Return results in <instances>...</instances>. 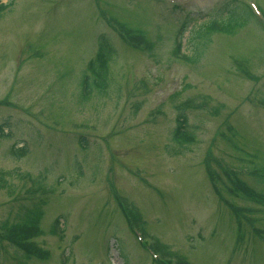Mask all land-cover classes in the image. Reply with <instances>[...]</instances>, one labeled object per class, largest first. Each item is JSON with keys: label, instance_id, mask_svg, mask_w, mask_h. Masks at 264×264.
Segmentation results:
<instances>
[{"label": "rangeland", "instance_id": "374dc122", "mask_svg": "<svg viewBox=\"0 0 264 264\" xmlns=\"http://www.w3.org/2000/svg\"><path fill=\"white\" fill-rule=\"evenodd\" d=\"M0 5V222L28 204L20 200L30 189L26 175L51 193L40 195L44 234L32 243L45 258H17L0 242V264H155L116 201L134 208L139 230L182 264H264V204L236 199L252 219L236 228L238 214L219 202L204 174L213 157L264 193V22L248 16L233 35L212 33L195 62L171 55L180 27L181 53L191 56L196 37L204 38L194 33L201 24L225 13L223 24L238 23L248 7L264 17V0ZM114 22L153 49L128 47ZM101 37L115 52L103 92L87 70ZM187 99L203 107L184 111L193 143L177 148L173 104ZM225 186H217L219 196ZM55 218L60 236L48 233Z\"/></svg>", "mask_w": 264, "mask_h": 264}, {"label": "trees", "instance_id": "16d2710c", "mask_svg": "<svg viewBox=\"0 0 264 264\" xmlns=\"http://www.w3.org/2000/svg\"><path fill=\"white\" fill-rule=\"evenodd\" d=\"M238 8L239 5H233ZM242 13L239 15L240 19L238 23H228L223 24V20H226L228 17V13H225L226 15H221L222 20L215 19L207 21L206 23H203L199 26V29L194 31V33H200L204 38L201 36L196 37L197 41L200 40L198 43H200V46H194L195 53L191 56H183L182 58H185V60L188 63H192L197 61V58L200 56L201 50L204 48V44H207L209 41V36L212 33H221L224 35H233L236 30L239 28L238 26L242 25L243 22H245L248 18V16H252L250 13V10H241ZM121 27V26H120ZM122 31L124 32L125 39L132 45L133 48H137V44H142L143 48H147V51H149L152 48V45L145 39H142L124 28H122ZM202 38V39H201ZM197 47L200 48L197 49ZM139 49L141 47L138 46ZM196 48V49H195ZM180 46H174L172 54H176L179 52ZM114 49L111 44L104 38H99V41L97 43L96 52L92 59H90L87 63V70L93 75L92 78V84L93 87L101 89L103 92L104 89L107 86V81L109 80L108 77V65L109 61L112 59L114 55ZM106 81V84L104 83ZM103 82V83H102ZM83 84H86L87 91L86 94H90L91 87L88 85V80L84 79L82 81ZM103 89V90H102ZM177 95V94H176ZM175 96V95H174ZM176 97V96H175ZM202 104L195 102L193 99H187L184 101H181L179 103L173 104V109L175 111V117L174 122L175 126L173 130L171 131V141L172 143L178 148H182L185 145H188L192 143L193 136L190 133V130L187 129L186 124V118L184 111L187 109H197L201 108ZM24 153L23 150L19 151L17 153V156H22ZM6 173H3L0 171V188H2L5 184L4 175ZM225 182H222L223 184H226V188L231 190L233 192V195L235 197H244L251 199L255 201L258 204H264V194L261 193H254L251 191L248 187L244 186L233 174L223 172ZM208 180L211 183L220 182L221 177L219 174L215 172H209L207 173ZM35 183H40L37 179L36 181H32V187L30 189H27L25 191V194H32L36 192L38 189H40V186H36ZM11 192L13 189H9ZM27 197H22L20 200H26ZM45 202L43 200H39L38 202H30L26 205H19L17 208V212L13 218L12 221H9L8 219H5L0 223V230L2 233L0 234V238L4 239L8 243H10L12 246L15 247V249L20 252L19 254L24 259H31L32 255L36 253V257L40 258V249L36 248L34 245H32V239L34 237H37L39 235L43 234V231L40 228V219L42 216L41 206H43ZM50 232L53 234V227H50Z\"/></svg>", "mask_w": 264, "mask_h": 264}]
</instances>
